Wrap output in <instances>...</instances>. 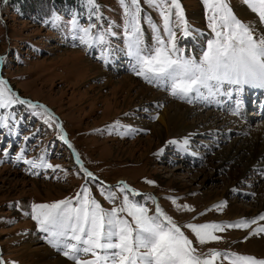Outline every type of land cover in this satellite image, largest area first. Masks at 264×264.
<instances>
[{"label": "rangeland", "instance_id": "374dc122", "mask_svg": "<svg viewBox=\"0 0 264 264\" xmlns=\"http://www.w3.org/2000/svg\"><path fill=\"white\" fill-rule=\"evenodd\" d=\"M12 1L0 0V90L12 100L0 107L3 264H55L58 259L76 264L64 254L66 245L77 244L70 239L71 233L53 246L49 234L41 231L33 217L37 205L69 201L68 207L75 209L81 207L85 198L90 209L92 201L105 213L117 209V218L133 226L129 209L143 208L149 217L162 213L159 220L167 226L166 218H170L192 242L195 255L212 264H244L238 257L252 258L256 264L264 261V210L259 204L264 200V170L252 172L241 182L239 176L231 177L229 168L211 171L203 169L206 163L196 167L202 158H187L173 134L166 136L162 144V139L152 133V128L160 124L155 114H162L170 103L156 104L159 101L153 102L150 95L201 109L206 116L214 113L211 97L217 104H227L229 99L222 94L235 86L224 84L216 94L202 88L201 92L208 94L206 106L195 93L190 94L191 102L173 96L168 88L172 87L170 81L150 83L145 79L147 74H138V56H153L161 47L175 57L202 61L209 42L218 39L217 32L223 34L221 41L230 32L222 24L223 13L216 7L218 0H178L182 19L171 0H137L135 4L131 0H78L76 7L42 22L22 15ZM223 2L237 20L250 26L255 36L264 37V22L247 0ZM191 45L195 46L190 49ZM120 61L125 65H120ZM115 64L120 68H113ZM102 72L110 77L106 79ZM125 77L131 78L127 80L128 88L106 86L109 79L116 83ZM142 86L147 95L137 99ZM258 88H244L242 93L233 89V107L229 108L237 109L244 97L252 100L246 110L252 118V132L253 128L264 126V115L260 113L264 96L258 102L254 99ZM223 112L218 109L216 114L230 119L237 114ZM193 120L191 117L189 121ZM251 135H219L218 142H212L221 147L214 152L208 150L206 159H215L233 141L251 139ZM224 190L226 195L215 203L217 193ZM235 216L238 221L229 220ZM236 224L247 227L232 226ZM188 225H217L222 230L208 229L218 239L201 244ZM42 247L52 254L32 253ZM96 251L98 255L105 254L100 249ZM113 251L118 250H108V254ZM212 253L219 255L212 260ZM75 255L81 264L95 259L82 251Z\"/></svg>", "mask_w": 264, "mask_h": 264}, {"label": "snow or ice", "instance_id": "6c2138e0", "mask_svg": "<svg viewBox=\"0 0 264 264\" xmlns=\"http://www.w3.org/2000/svg\"><path fill=\"white\" fill-rule=\"evenodd\" d=\"M136 2L137 0H131L132 4ZM171 2L182 19L183 11L178 0ZM247 2L258 12L260 21L264 22V0ZM121 3H124V0H121ZM216 7L223 13L222 24L229 27L230 32L223 41L219 39L223 34L217 32L218 39L209 42V50L202 61L175 57L161 47L156 49L153 56H138V74H147L145 79L150 83L153 80L170 81L172 95L188 102L193 99L190 95L192 93L202 96V88L209 94L219 92L224 84L235 86L234 91L237 93H242L245 86L264 88V37L255 36L250 26L237 20L223 0H218ZM165 19L167 20V17ZM212 27L215 31V19ZM160 43L163 44V41ZM2 83L3 81H0V84ZM11 102L5 92L0 90V107ZM69 204V201H61L51 205H37L38 211L33 219L41 226V231L49 234V243L53 246L60 243L61 237L68 238V233H71L70 239L75 240L77 244L66 245L64 254L69 259H74L76 264H81L75 255L81 251L91 253L95 257L94 260L83 261V264H101L102 261L105 264L109 261L111 264H212L211 260L195 255L196 249L192 247V242L170 218H166L167 226L159 220L158 217L162 213L158 212L157 216L149 217L143 208L135 211L129 209L128 214L134 220L133 226L128 221L117 218V209L105 213L95 201H92L93 207L90 209L87 198L80 208H70ZM261 219H264V216ZM232 226L247 227L246 224ZM187 227L192 229L201 244L218 239L208 229L222 230L217 225ZM80 244L86 247H78ZM97 249L105 254L98 255ZM108 250L118 251L108 254ZM218 255L219 253H212V260ZM237 260L244 261V264H256V261L249 257H238ZM0 264H3L2 260ZM260 264H264V261Z\"/></svg>", "mask_w": 264, "mask_h": 264}, {"label": "bare ground", "instance_id": "6f19581e", "mask_svg": "<svg viewBox=\"0 0 264 264\" xmlns=\"http://www.w3.org/2000/svg\"><path fill=\"white\" fill-rule=\"evenodd\" d=\"M194 46L195 45H191L190 49H192ZM118 63L120 65H125V63L123 64L122 61ZM116 64L113 66V68L115 67V69H119L120 67ZM102 76L103 77L105 76L106 79L110 77L109 73H106V72H102ZM130 79L131 78L125 77L123 80L118 81L116 83L112 79H109L108 80L109 82L106 84V86L116 85L115 88H120L121 86H123L125 89V88H128L127 86L129 84L127 80H130ZM168 88H170L171 90L172 87L168 85ZM168 88L166 90H168L169 91L168 94L171 95L170 90ZM245 88L248 89L249 87L246 86ZM233 89L231 92H224V94H222V97L229 99L227 104H223L222 102H219L217 104L214 101H211L212 100V97H211L210 104L213 107L214 113H208L206 116L203 115V112H201L202 111L201 109L196 110L194 108H190L182 104L173 103L172 101H169V100L167 102L166 100H162L161 99L162 96L158 94L157 96L150 95V97L152 98L150 99L153 100V102L159 101V103H156V104L163 105V104L170 103L168 106L162 109L163 111L162 114H158V113L155 114L159 116L158 121L160 124H159V127L155 126L152 128V133L154 134V136H159L162 139V144H164L166 136L168 137L169 135L173 134L174 136H176L175 141L178 140L176 142L178 146L185 151V154H187V158H189L190 160L192 159V161L197 160V158L200 160V157L202 158L201 159L202 163L200 164L199 162V165L196 167H203L204 164L206 163L203 169L209 168L208 170H211V171H218V170L229 168L231 169L229 172L231 177L235 178L239 176V178L237 177L238 180L243 182L245 178L247 177V175L251 174L252 172L261 173V171L264 170V162L261 163L262 160L264 161V126L253 128V132L249 130L250 128L249 123H251L252 118H250L246 114V110L248 109V107H251L252 100L249 99L248 97H244V99H242V103L238 105L239 111H237V109L229 110L230 107H233L231 103L232 97L235 96ZM145 91L146 89L142 86L141 89L138 90L137 96L135 98L138 99L139 97H142L143 95H147ZM254 93H255L254 99L257 100L258 102L260 101V98L264 96V88H258L254 90ZM207 95L203 94L202 96H199V99L201 101L200 103L202 105L207 106L209 104ZM213 98H214V95H213ZM220 98H221V95H220ZM218 109L224 112H226V110H228V112L233 111L237 114L235 115L234 118L232 117V119L226 118L224 116H221L220 114H216ZM260 113H261V116L264 115V106L261 109ZM152 117L154 118L156 116L152 114ZM191 117L194 118L193 121H189ZM229 125L234 128L230 127ZM143 128L145 129V127ZM233 132H236L240 135L242 134L245 135L246 133H250L252 134L250 136L251 139H247L243 137L236 139L235 141L231 143V147H229L228 149L225 148L222 153H217L218 156H216L215 159L213 160H210V158H208L209 159L208 161L206 159L208 150L209 152H211L212 150L214 152L216 149L221 147L219 145L218 146L215 145V143L212 142V140H215V142H218L217 138L219 135L224 136V138H226L228 135L232 134ZM206 138L211 140L210 143H207V142L205 143L201 140V139L206 140ZM193 149L204 151V153H199V152L195 153ZM181 161L182 163L186 164V161H183L182 159ZM189 169H192L191 165ZM226 193H227L226 190H224L221 194L217 193L218 196L215 198L216 200L215 203L221 201V199L226 195ZM259 204H260V207L262 208L261 210H264V200L259 202ZM256 211L257 210H254V214L256 213ZM251 216H255V215L252 214ZM222 219H225V218H222ZM236 219L238 221L239 217L235 216L234 219H229V220H236ZM256 245H258V243H256ZM26 249L28 250L29 248H26ZM32 253H34L35 256L37 255L41 256L42 253L43 254L46 253L45 256L46 255L50 256L52 254V252L49 251L48 248H44V247L40 249L37 248ZM56 261L57 262L55 264H68L65 260H62V259H58ZM50 262L51 261H48L46 263L51 264Z\"/></svg>", "mask_w": 264, "mask_h": 264}, {"label": "trees", "instance_id": "16d2710c", "mask_svg": "<svg viewBox=\"0 0 264 264\" xmlns=\"http://www.w3.org/2000/svg\"><path fill=\"white\" fill-rule=\"evenodd\" d=\"M78 0H13L12 5L25 17L35 21H45L53 14L75 7Z\"/></svg>", "mask_w": 264, "mask_h": 264}]
</instances>
